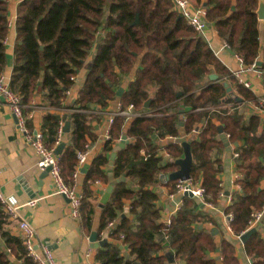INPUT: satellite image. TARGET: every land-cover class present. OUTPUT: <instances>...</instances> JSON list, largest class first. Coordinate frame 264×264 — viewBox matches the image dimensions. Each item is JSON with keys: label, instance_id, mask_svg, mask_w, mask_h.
<instances>
[{"label": "trees", "instance_id": "1", "mask_svg": "<svg viewBox=\"0 0 264 264\" xmlns=\"http://www.w3.org/2000/svg\"><path fill=\"white\" fill-rule=\"evenodd\" d=\"M191 1L205 8L206 18L234 54L245 63L256 62L261 55L259 67L264 69V23L260 32L256 13L259 0ZM7 8V0H0V73L6 60ZM136 15L138 22L133 23ZM178 16L170 0L19 3L10 86L20 93L23 103L39 95L41 105L63 108L44 112L41 129L44 143L53 148L59 121L69 122L59 154L65 183H72L76 151L84 150L88 141L97 138L92 122L101 117L89 111L92 107L105 108L117 97L124 106L133 103L138 111L161 113L132 119L116 117L110 137L87 168L79 172L78 176L83 175L79 225L87 235L92 231L98 204L93 201L92 185L108 183L122 174L132 183V187L124 181L115 185L108 202L100 207L96 231L99 239L107 241L95 248V264H171L169 254L183 264H239L234 240L221 231L220 241H215L214 231L203 224L216 225V220L197 211L200 204L194 198L183 197L182 206L169 224L161 220L155 187L160 174L178 168L175 160L183 154L177 141L164 145L158 142L166 135H187L184 140L190 144L193 159L190 177L200 181L206 191L205 200L211 204L222 193L216 177L220 168L213 159L214 151L223 144L218 138L219 127L229 134L230 142H237L235 170L240 175L234 182L238 190L232 192L231 203L223 207L225 214H232L229 224L233 234L245 231L251 212L264 204V188L260 187L264 180V128L258 130L255 116L241 121L238 103L226 91L224 82H235L236 92L245 99L253 95L237 83L207 43ZM93 45L94 52L88 60ZM136 61L134 76L123 88V80ZM211 73L218 77L210 80ZM73 75L81 78L78 96L64 104L63 93L71 86ZM119 88L123 92L117 96ZM147 100L150 102L146 107ZM227 103L231 106L227 107ZM123 136L126 143L119 147ZM162 149L170 155L164 165L158 155ZM112 152L115 157L109 165ZM175 182H165L168 193L173 192ZM125 200L129 201L127 211ZM110 221L114 225L106 228ZM5 223L0 205V264H35L27 256L21 237L5 229ZM120 245L128 250L129 259ZM243 248L251 264H264L261 231L252 232ZM211 251L219 257H209Z\"/></svg>", "mask_w": 264, "mask_h": 264}, {"label": "crops", "instance_id": "2", "mask_svg": "<svg viewBox=\"0 0 264 264\" xmlns=\"http://www.w3.org/2000/svg\"><path fill=\"white\" fill-rule=\"evenodd\" d=\"M7 4V17L16 18L19 0H9ZM263 23L264 19H259L260 32H262ZM15 36V29H8L4 46L6 60L3 69V73L7 77H9L12 72ZM212 40L213 44L216 46H218L221 41L220 37L216 34L212 35ZM93 52L94 45L91 47L87 58L88 60L91 59ZM217 57L224 67L228 69V71H230V68H236L238 65L234 55L229 51H219ZM261 59L260 55L258 61L261 62ZM137 66L138 61L135 62V65L128 76L124 78L123 88L130 80H132ZM251 79L253 87L251 89L247 88V90L253 95L252 99H245L238 94L235 90V82L231 84L228 83V81L226 82L228 86L231 87V93L236 94L240 97V99H242L240 102H237L238 105L236 107V110L241 116V121L247 122L252 116H255L257 118L256 126L258 127V130H260L261 128H264V111H261L258 107V98L264 94V74L262 78H256L251 75ZM33 100L36 104L41 105V98L39 95H35ZM64 101L69 103L71 98H66ZM117 102L118 99L116 97L109 102L107 107L113 109ZM226 106L230 107L231 103H227ZM44 112H35L34 118L30 121V126L38 127L42 121ZM156 113L157 115L161 114L160 112ZM92 126L97 138L95 141H88L91 149V156L88 158L87 164L84 167L85 169L89 165V162L93 158L94 154L101 150L106 140L105 121L101 118L99 120L95 119L92 122ZM223 133L229 144L228 146L224 144L219 132L218 138L223 144L217 151H214L213 155V159H216V164L220 168L216 177L222 187V193L216 199V203H212L211 205L200 204L197 211L203 212L211 219L216 220L217 226L212 222H205L203 226L214 231L216 235V242L220 241L222 236L220 232L224 231L227 237L234 240L235 255L239 264H247V255L244 251L243 243L235 239L233 233H228L224 228L225 213L223 211V207H226L231 203L232 192L237 191L238 186L234 183L235 174L237 173L235 170L234 155L236 151L234 149L237 142H230L229 136H226L228 133L225 131H223ZM171 136L175 138H170L166 135L162 138H158V142L161 145H164L170 141H177L182 145L183 141H187L184 140V138H187V135L182 133L179 136ZM164 152L165 151L162 149L158 153L161 159L164 158ZM182 156L183 154L180 157ZM37 159V155L32 145L20 134L9 105L0 97V191L6 195L15 197L18 200V203H24L30 198H39V202L36 205H23L19 209L21 216L31 223L35 229L36 249L39 252H41L43 247L48 248L54 259L57 261V264H95V248L90 247V242L88 240L89 235L85 234L81 230L79 218H74L72 216L70 203L67 197L54 191L53 184L48 174L41 177L42 171H40L37 167ZM166 161H168V159H166ZM164 175L166 174H160L159 183L155 187V189L159 192L155 203L160 208V217L162 221H164L174 209V200L168 196L169 189L165 186L166 180L164 179ZM21 179L26 181L25 186L29 189V192L26 191L25 186L20 183ZM82 179L83 175L78 176L76 179L78 191L81 193ZM124 182H127V186L132 187V183L128 177L125 176ZM108 183L100 181L92 185V188L95 191L94 202L96 200L99 203L101 191L106 188ZM260 187L264 188V180H262ZM32 193H34V195L31 197L30 194ZM128 205L129 201L125 200V211H127ZM99 212L100 207L97 204L92 221V231L97 229ZM17 222L18 221L16 219H11L6 216V223L4 224V227L11 234L21 237ZM261 234L264 236V231H261ZM122 251L128 252L124 246H122ZM208 256L216 258L219 257L216 252L212 251L208 253ZM172 259L173 261L171 264H183V261L176 260L174 257Z\"/></svg>", "mask_w": 264, "mask_h": 264}, {"label": "built area", "instance_id": "3", "mask_svg": "<svg viewBox=\"0 0 264 264\" xmlns=\"http://www.w3.org/2000/svg\"><path fill=\"white\" fill-rule=\"evenodd\" d=\"M9 0H7L8 3ZM23 0H19V3ZM172 4V9L179 14L180 17L189 25L198 36H200L208 45L213 54L217 57L219 51H228V45L222 40L216 46L213 44L212 35L217 33V30L212 22L206 18V10L201 5H195L191 0H170ZM15 20L16 18L7 17V26L8 29H15ZM16 32V31H15ZM6 37L4 39V43ZM238 65L236 68H230V74L235 77L237 83L243 85L246 88H252V79L251 75L256 78H262L264 74V69L260 68L256 62L245 63L241 56L233 54ZM218 58V57H217ZM10 77H7L3 72L0 73V97L9 105L15 121L16 126L22 135L33 147L37 155V167L40 171H44L49 168L48 176L53 184L54 191L56 193L62 194L67 197L70 207L71 214L74 218L80 217V204L82 199V193L78 191L77 188V176L82 168L87 164L88 158L91 156V149L88 144L85 145L84 150L76 151L77 166L75 171L72 173V183H65L60 167H59V155L54 153L55 147L63 141L65 132L63 131L64 121L61 120L58 123L57 137L55 141V146L49 148L46 146L43 140V133L41 129V123L38 127L30 126V121L34 118L35 112L43 113L44 111H62L63 108L56 109L54 107L38 105L32 99L29 103L22 102V96L19 92L12 89L10 86ZM72 84L68 87L63 95L62 103L66 104L64 101L66 98H76L78 96V88L81 83V78L79 75H73L71 77ZM76 87V88H75ZM258 107L261 111H264V94L258 98ZM203 108H198L197 110H202ZM92 113L100 116L106 123V140L110 137L109 130L113 124L116 117H123L125 119H132L134 117L140 116H154L157 113L154 110L150 111H138L135 109L133 103H129L124 106L119 101L113 109L108 107L100 108L98 106L92 107ZM226 136H229L227 134ZM168 137L175 138L171 135ZM177 139V138H176ZM237 156V152L234 154ZM170 155L166 151L164 152V158L160 160V164L164 165L166 159H169ZM239 173L235 174V180L239 177ZM234 180V181H235ZM235 183V182H234ZM237 185V184H236ZM221 186V185H220ZM184 193H190L191 198H194L199 204L202 205H211V203L205 200L206 191L205 188L201 185L199 180L193 178H188L186 180H176L174 184L173 192L169 193L168 196L174 200V209L171 214L164 220L166 224L170 223L171 217L175 214L178 209L183 204V195ZM264 197V195H263ZM39 202V198H30L24 203H18V200L15 197L6 195L0 191V205L5 216L16 219L18 222V230L22 242L25 246L26 254L29 256L35 264H57V261L54 259L51 251L43 247L41 252L36 249V232L31 223L24 219L19 209L23 205L34 206ZM264 204L261 209L253 210L247 220L246 230L250 228H256V230L264 231ZM225 231L228 233H233L230 227V221L232 220V214L228 213L224 215ZM114 225L113 221L108 222L106 228H111ZM243 231L241 234H243ZM104 234V231L101 232V235ZM240 234V235H241ZM235 239L240 240V235L233 234ZM247 264H251L250 258H246Z\"/></svg>", "mask_w": 264, "mask_h": 264}, {"label": "water", "instance_id": "4", "mask_svg": "<svg viewBox=\"0 0 264 264\" xmlns=\"http://www.w3.org/2000/svg\"><path fill=\"white\" fill-rule=\"evenodd\" d=\"M257 13V17L258 19H264V0H259L258 1V8L256 10ZM180 17V16H178ZM138 22V15H136V18L134 20L133 23H137ZM231 54H234L233 51H231L230 49L228 50ZM256 64L258 66L261 65L260 61H256ZM210 80H215L217 78L216 74H209L208 75ZM224 85L226 86V91L231 93V87L228 86L227 82H224ZM123 92V88H119L116 90V95L120 96L121 93ZM177 94H180L179 92ZM233 94V93H232ZM233 97L235 99V101L240 102L242 99H240L239 96H237L236 94H233ZM149 100H147L145 102V106L147 107L149 104ZM181 112L183 113L184 110H181ZM182 124V123H181ZM219 132L221 135V139L224 141V144L226 146H228L229 142L226 141L225 137H224V133L222 131V128L219 127ZM63 131L65 133H67L69 131V122L66 121L64 123V127H63ZM126 143V138L125 136H123L119 142V147H123L124 144ZM65 145V142L62 141L60 144H58L55 149H54V153L55 154H60L62 152V149ZM182 147H183V156L179 157L175 160V164L178 166L177 169H175L174 171H171L170 173L164 175V179L167 180H186L188 178H190V171L192 168V163H193V159H192V154L190 151V144L188 141H183L182 142ZM115 157V152H112L110 155V161H109V165H112L113 163V159ZM48 170L49 168L45 169L42 174V176H46L48 174ZM81 171H84V168L81 169ZM125 179V174H122L120 177L114 178L112 180L109 181L108 185L106 186V188L104 190L101 191V197L99 199V203L98 206L101 207L102 205H104L105 203L108 202V200L110 199V196L113 192V189L115 187V185H117L118 183L124 181ZM20 183L25 186L26 185V181H24L23 179H21ZM26 191L29 192V189H27V187L25 186ZM34 195V193L30 194V196L32 197ZM184 197H190L191 194L190 193H184L183 195ZM256 231V228H250L247 231H245L243 234L240 235V240L242 243H244L246 241V239L248 238V236L252 233ZM88 240L90 242V247L92 248H98L101 247L104 243H106L107 239L106 238H98V232L96 230H93L90 232ZM120 248L122 249V245H120ZM123 255L126 259H129V253L128 252H123ZM172 255L169 254L168 255V260L169 262H172Z\"/></svg>", "mask_w": 264, "mask_h": 264}, {"label": "rangeland", "instance_id": "5", "mask_svg": "<svg viewBox=\"0 0 264 264\" xmlns=\"http://www.w3.org/2000/svg\"><path fill=\"white\" fill-rule=\"evenodd\" d=\"M7 6H8V4H7ZM179 15V14H178Z\"/></svg>", "mask_w": 264, "mask_h": 264}]
</instances>
